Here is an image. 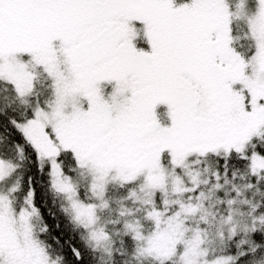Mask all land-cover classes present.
<instances>
[{"label": "snow or ice", "instance_id": "snow-or-ice-1", "mask_svg": "<svg viewBox=\"0 0 264 264\" xmlns=\"http://www.w3.org/2000/svg\"><path fill=\"white\" fill-rule=\"evenodd\" d=\"M0 264H264V0H0Z\"/></svg>", "mask_w": 264, "mask_h": 264}]
</instances>
